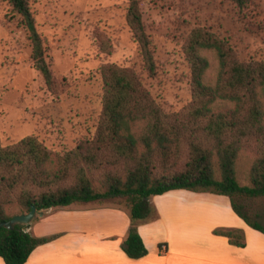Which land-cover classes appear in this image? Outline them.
Segmentation results:
<instances>
[{"label":"trees","instance_id":"obj_1","mask_svg":"<svg viewBox=\"0 0 264 264\" xmlns=\"http://www.w3.org/2000/svg\"><path fill=\"white\" fill-rule=\"evenodd\" d=\"M229 1L246 10L257 0ZM8 2L29 34L36 68L51 87L45 39L29 0ZM126 23L145 74L154 78L158 66L141 0H128ZM95 38L102 53L114 52L104 33ZM185 48L191 99L178 111H167L156 100L136 68L105 63L97 70L102 91L94 130L74 149L56 153L36 136L4 146L0 134V223L33 207L42 212L124 200L131 228L123 251L139 260L148 250L137 225L151 218L150 199L188 191L228 198L233 213L264 235V225L246 208L248 201L264 199V59L241 60L230 43L203 28L192 31ZM205 51L216 55L215 76ZM245 158H251L250 184L243 186L239 167ZM213 234L238 248L246 246L240 229H215ZM51 239L34 237L20 224L12 230L0 227V257L5 264H26Z\"/></svg>","mask_w":264,"mask_h":264},{"label":"rangeland","instance_id":"obj_2","mask_svg":"<svg viewBox=\"0 0 264 264\" xmlns=\"http://www.w3.org/2000/svg\"><path fill=\"white\" fill-rule=\"evenodd\" d=\"M29 3L36 27L45 39L53 85L50 87L36 68L33 45L19 17L12 12L8 0H0V134L4 146L36 136L56 153L74 149L94 130L102 91L97 70L105 63L136 68L167 111L180 110L191 99V65L185 45L197 28L230 43L243 61L264 59V0H257L246 10L229 0H141L158 66L154 78L145 74L138 43L126 23L128 0H29ZM95 33H104L111 40L114 46L111 55L101 52ZM204 55L215 76L218 68L215 53L205 51ZM250 163L251 158H245L239 167V182L243 186L250 184ZM170 194L150 199L154 212L144 222L157 223L162 214L172 229L173 240L183 238L190 248L192 243L209 239L211 228L239 229L231 224L242 221L224 209L229 204L228 198L188 191ZM92 205L129 210L124 200ZM71 207L78 209L82 205ZM246 208L264 225V199L248 201ZM49 217L36 216L30 225L32 236L37 237L35 227ZM247 230L252 241L260 235L251 228ZM193 249L207 248L193 246Z\"/></svg>","mask_w":264,"mask_h":264},{"label":"crops","instance_id":"obj_3","mask_svg":"<svg viewBox=\"0 0 264 264\" xmlns=\"http://www.w3.org/2000/svg\"><path fill=\"white\" fill-rule=\"evenodd\" d=\"M92 204H76L82 205L78 209L68 206L43 211V217H50L38 224L34 231L39 238L52 239L38 246L26 264H264V235L260 233L252 241L247 235L250 227L233 213L229 204L224 209L242 221L231 226L245 232V248L230 245L227 238L215 236L214 228L207 234L209 239L192 243L189 248L187 240H173L172 229L161 214L157 223L143 221L138 224V231L149 249L148 255L139 260L130 259L123 251L131 228L130 211ZM65 208L66 212H63ZM60 233L66 234L52 237ZM193 246L207 249L192 250ZM0 264H5L1 257Z\"/></svg>","mask_w":264,"mask_h":264},{"label":"water","instance_id":"obj_4","mask_svg":"<svg viewBox=\"0 0 264 264\" xmlns=\"http://www.w3.org/2000/svg\"><path fill=\"white\" fill-rule=\"evenodd\" d=\"M149 200V198H148ZM44 213L38 212L36 207H33L28 214L16 215L12 220L0 223V227H5L12 230L15 225L20 224L26 227V230L30 227L36 216H43Z\"/></svg>","mask_w":264,"mask_h":264}]
</instances>
